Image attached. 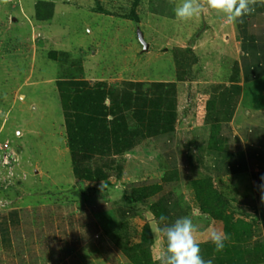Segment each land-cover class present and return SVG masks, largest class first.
<instances>
[{
	"label": "rangeland",
	"instance_id": "obj_1",
	"mask_svg": "<svg viewBox=\"0 0 264 264\" xmlns=\"http://www.w3.org/2000/svg\"><path fill=\"white\" fill-rule=\"evenodd\" d=\"M135 1L0 0V220L6 216L14 225L11 232L19 246L18 251L12 250L18 260L15 264H106L101 259L94 261L88 248H81L77 254L73 249L62 253L60 244H50L55 227L63 228L56 223L57 210L60 217L72 215L75 218L71 221L78 222L79 208L87 209L102 190L117 198L123 188L122 177L116 179L113 169L109 186L74 177L60 101V92L68 83L83 82L89 89L100 82L118 89L128 88L126 83H142L143 90L154 83H174L176 108L181 112L177 119L181 122V115L202 114L190 81L208 74L220 79L228 71L226 61L231 58L221 41L209 44L201 39L195 41L200 47L195 50L197 54L191 49L199 34L221 27L223 15L207 10L181 21L171 17L181 0L176 4L175 0H166L164 9L159 0H138L134 7ZM39 2L52 4L51 19L40 20L36 9ZM40 10L43 14L42 7ZM132 13L137 14L138 22L127 19ZM182 86H187L183 93ZM200 122L194 117V123ZM129 124L132 126L131 121ZM139 142L133 151L114 159L115 164H124V169L128 159L138 158L136 149L147 140ZM8 151L12 159L5 165L3 156ZM128 170H132L130 166ZM195 189L199 193L207 190ZM205 192L203 203L211 205L210 191ZM186 211L183 209V215ZM211 212L218 210L214 207ZM110 215L105 213L93 220L106 224ZM146 216L152 222L151 216ZM134 220L139 226L145 218L141 215ZM34 229L37 235L32 233ZM29 233L37 239L35 242ZM27 235V240L20 239ZM64 254L71 257L67 263ZM23 255L24 262H19Z\"/></svg>",
	"mask_w": 264,
	"mask_h": 264
},
{
	"label": "crops",
	"instance_id": "obj_2",
	"mask_svg": "<svg viewBox=\"0 0 264 264\" xmlns=\"http://www.w3.org/2000/svg\"><path fill=\"white\" fill-rule=\"evenodd\" d=\"M158 3L160 8L166 7V0ZM251 7L254 11L242 22L238 20L226 27V19L221 18V27L204 31L192 43L191 49L197 54L200 47L195 41L205 39L213 44L219 40L226 45L231 58L226 61L228 71L222 78L208 74L190 79L192 94L196 95L202 114L197 111L187 118L181 115L182 121L177 119L173 135L147 139L148 144L136 149L140 155L125 162L123 188L119 196L115 193L117 198L112 192L102 190L101 196L89 203L87 209L79 208L80 222H72L71 216L60 217L57 210L55 220L63 228L55 227L51 245L60 244L62 253L68 249L78 253L81 248H88L94 261L101 259L106 264H134L120 245L126 241V247L139 244L142 228L147 225L152 243L146 252L148 256H141V260L159 264L165 240L156 231L154 221L164 215L167 217L164 223L171 225L177 218L190 216L198 225L194 235L205 260L214 256L213 264H221L223 259L222 264H264V202L261 201L264 195L261 179L264 177V0H255ZM171 15L175 18L174 12ZM186 88L181 87L182 93ZM178 112L179 118L181 112ZM194 117L201 122L194 123ZM197 126L200 131L196 130ZM193 142L195 146H191ZM203 144L207 148L202 149ZM129 166L132 170H128ZM196 186L210 191L211 205L203 203L207 193H199ZM139 189L158 190L136 202L133 196ZM177 203V212L167 215L168 209H174ZM214 207L218 213L211 212ZM183 209L187 210L184 215ZM105 213L112 217L106 224L93 220ZM146 214L152 222L147 221ZM141 215L145 220L138 226L134 219ZM12 227L6 216L0 220V264H6V260L14 264L18 261L13 256L19 246L13 240ZM36 230L32 233H37ZM210 230L230 236L220 253H214ZM29 237L34 242L37 240L30 233ZM27 238L28 235L20 236ZM62 238L67 239L62 241ZM62 256L64 263L71 259L69 254ZM20 259L19 262H24L25 255ZM33 259L36 258L30 260Z\"/></svg>",
	"mask_w": 264,
	"mask_h": 264
},
{
	"label": "trees",
	"instance_id": "obj_3",
	"mask_svg": "<svg viewBox=\"0 0 264 264\" xmlns=\"http://www.w3.org/2000/svg\"><path fill=\"white\" fill-rule=\"evenodd\" d=\"M138 4L139 1L136 0L134 7ZM36 9L40 20L51 19V3L39 2ZM127 19L138 22L135 13ZM186 50L191 53L190 49ZM177 80L182 81L183 78L178 76ZM141 84L126 83L128 88L118 89L107 88L105 83L100 82L89 89L85 88L86 83L78 82L68 83L65 90H61L60 101L64 111L67 146L74 177L93 184L103 182L109 186L112 169L117 172L116 179L123 175L124 164H115L116 159L133 151L140 144V140L174 134L178 116L176 85L154 83L150 89L143 90ZM106 100L109 101L108 105L105 104ZM157 190L139 189L134 192L133 197L138 202L146 198L147 193L153 194ZM178 205L177 203L174 209L169 208L167 215L177 212ZM181 209L179 208V211ZM126 243L127 241L120 246L132 263L153 264L151 260H141V256H148L146 252L152 243L147 225L142 228L139 244L126 247Z\"/></svg>",
	"mask_w": 264,
	"mask_h": 264
},
{
	"label": "clouds",
	"instance_id": "obj_4",
	"mask_svg": "<svg viewBox=\"0 0 264 264\" xmlns=\"http://www.w3.org/2000/svg\"><path fill=\"white\" fill-rule=\"evenodd\" d=\"M254 3L255 0H181L173 11L177 19L187 21L207 10H212L223 15L226 23L234 25L238 20L242 22L245 16L254 11L251 7ZM8 152L5 155L8 156L10 163L12 155L10 151ZM261 179L264 180V177ZM261 201L264 202V195L261 196ZM166 220L167 217L161 215L158 221H154L157 225L156 231L165 240V247L161 249L158 258L159 264H213L214 256L205 260L201 255L200 245L194 235L198 231V225L193 223L190 216L177 218L171 225L165 224ZM161 224L164 226L160 227ZM209 240L214 245V253H220L225 248V242L230 240V236L222 231L210 230Z\"/></svg>",
	"mask_w": 264,
	"mask_h": 264
},
{
	"label": "built area",
	"instance_id": "obj_5",
	"mask_svg": "<svg viewBox=\"0 0 264 264\" xmlns=\"http://www.w3.org/2000/svg\"><path fill=\"white\" fill-rule=\"evenodd\" d=\"M5 148H7V145H6V147ZM3 162L5 163V164H7L8 163V156L7 155H5L4 157H3Z\"/></svg>",
	"mask_w": 264,
	"mask_h": 264
},
{
	"label": "water",
	"instance_id": "obj_6",
	"mask_svg": "<svg viewBox=\"0 0 264 264\" xmlns=\"http://www.w3.org/2000/svg\"><path fill=\"white\" fill-rule=\"evenodd\" d=\"M144 50H147V46L146 45H144Z\"/></svg>",
	"mask_w": 264,
	"mask_h": 264
}]
</instances>
